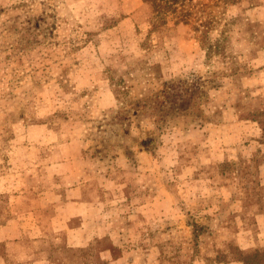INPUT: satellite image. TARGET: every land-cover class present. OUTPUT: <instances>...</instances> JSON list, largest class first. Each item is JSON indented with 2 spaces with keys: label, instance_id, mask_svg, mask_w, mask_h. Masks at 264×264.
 Returning <instances> with one entry per match:
<instances>
[{
  "label": "rangeland",
  "instance_id": "1",
  "mask_svg": "<svg viewBox=\"0 0 264 264\" xmlns=\"http://www.w3.org/2000/svg\"><path fill=\"white\" fill-rule=\"evenodd\" d=\"M227 18L207 59L190 27L152 29L141 0H0V226L39 202L19 197L22 168L62 160L38 170L47 184L71 172L53 245L79 249L66 227H100L91 264L103 251L125 264L264 256V0Z\"/></svg>",
  "mask_w": 264,
  "mask_h": 264
},
{
  "label": "crops",
  "instance_id": "2",
  "mask_svg": "<svg viewBox=\"0 0 264 264\" xmlns=\"http://www.w3.org/2000/svg\"><path fill=\"white\" fill-rule=\"evenodd\" d=\"M61 162L62 160L51 161L42 163L43 165L35 163L31 165L35 169L31 167L30 170L26 171L22 168V171L18 173L19 197L25 199L30 194L38 193L39 202L31 208L21 211H17L15 208L7 213L4 224L0 226V264H88L89 262L91 264L93 262V252L89 251L90 247L93 246L91 240L94 237L105 235V233L99 232L101 231L100 227H97L95 230L98 231L94 233L88 230L87 226L77 229L66 227L67 231L63 234L66 236L67 246L79 249H62L53 245L59 242V239H53V236L57 230L61 232L62 229H58L55 224L62 218H59L57 213H53L52 208L55 211L58 206H61L60 203L67 205L64 202L65 196L62 195L66 194L67 197L72 194L74 189H70V194H67V189L71 188L73 184L65 185L63 182L68 181L71 172L64 169L58 173L57 179L51 180L47 184L39 181L40 173L38 170L42 166H49L54 163L52 168L61 166L58 168L62 170L64 164H60ZM60 199L64 201L60 202ZM67 202L70 203V200ZM71 204L73 207L84 205L79 201L71 202ZM24 206L26 204L20 205V207ZM71 216L77 217L79 220L85 221L86 219L84 218L86 215L83 213H74ZM26 243H29V248ZM74 253L81 254L73 255ZM109 254L110 251L99 253L100 260L109 261L107 264H125V256L113 259ZM229 264L242 263L232 262Z\"/></svg>",
  "mask_w": 264,
  "mask_h": 264
},
{
  "label": "trees",
  "instance_id": "3",
  "mask_svg": "<svg viewBox=\"0 0 264 264\" xmlns=\"http://www.w3.org/2000/svg\"><path fill=\"white\" fill-rule=\"evenodd\" d=\"M238 2L240 0H141L142 7L147 10L148 23L152 29L162 27L168 22L190 27L205 50L207 59L222 54L230 26L227 18L228 7ZM211 7L216 8L215 15ZM213 36H217L216 44L212 41ZM258 123L264 134V115ZM237 261L242 264H264V256L258 250L242 252Z\"/></svg>",
  "mask_w": 264,
  "mask_h": 264
}]
</instances>
